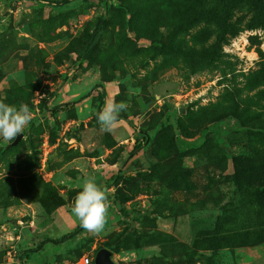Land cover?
<instances>
[{"label": "rangeland", "instance_id": "374dc122", "mask_svg": "<svg viewBox=\"0 0 264 264\" xmlns=\"http://www.w3.org/2000/svg\"><path fill=\"white\" fill-rule=\"evenodd\" d=\"M105 251L264 264V0H0V264Z\"/></svg>", "mask_w": 264, "mask_h": 264}, {"label": "trees", "instance_id": "16d2710c", "mask_svg": "<svg viewBox=\"0 0 264 264\" xmlns=\"http://www.w3.org/2000/svg\"><path fill=\"white\" fill-rule=\"evenodd\" d=\"M77 102H78V100L62 103V104H59L57 106H54L53 108H51L49 110H51V112L55 114V113H58L60 111L66 110V109L70 108L71 106H74ZM104 102H105V94L102 93L100 96V111L104 105ZM148 138L149 137L147 135H144L142 142L140 141L138 144L135 145V147L131 151V154H134L136 151H139L141 148H143L144 144L148 141ZM71 209L76 211V213L79 215L80 223L73 230L63 234L60 238L45 237L44 240L37 246V248L42 247V244L48 243V242H52L54 244H60L62 242H65V241L73 238L74 236H76L78 233H80L83 230L84 225L86 224V217H85L83 211L80 209V207L76 204L75 201L72 202Z\"/></svg>", "mask_w": 264, "mask_h": 264}, {"label": "water", "instance_id": "95a60500", "mask_svg": "<svg viewBox=\"0 0 264 264\" xmlns=\"http://www.w3.org/2000/svg\"><path fill=\"white\" fill-rule=\"evenodd\" d=\"M183 112V110L181 109ZM23 133H19L15 140L12 142L13 145L17 144L18 141L23 137ZM106 254L104 256H98L97 257V264H115L111 259V253L110 251H105Z\"/></svg>", "mask_w": 264, "mask_h": 264}, {"label": "built area", "instance_id": "2783aa9c", "mask_svg": "<svg viewBox=\"0 0 264 264\" xmlns=\"http://www.w3.org/2000/svg\"><path fill=\"white\" fill-rule=\"evenodd\" d=\"M89 262V258H86V263H88Z\"/></svg>", "mask_w": 264, "mask_h": 264}]
</instances>
